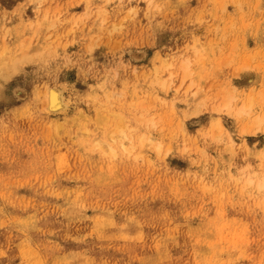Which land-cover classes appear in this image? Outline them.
I'll return each mask as SVG.
<instances>
[{"label":"rangeland","instance_id":"374dc122","mask_svg":"<svg viewBox=\"0 0 264 264\" xmlns=\"http://www.w3.org/2000/svg\"><path fill=\"white\" fill-rule=\"evenodd\" d=\"M259 185L264 0H0V264H264Z\"/></svg>","mask_w":264,"mask_h":264},{"label":"bare ground","instance_id":"6f19581e","mask_svg":"<svg viewBox=\"0 0 264 264\" xmlns=\"http://www.w3.org/2000/svg\"><path fill=\"white\" fill-rule=\"evenodd\" d=\"M184 66V65H183ZM183 68H185V67H183ZM182 68V70L184 71V69ZM181 70V69H180ZM50 90V89H49ZM54 90V89H53ZM48 91V96L45 94V100H46V96L48 97L47 99H48V102H46V103H48L47 105H46V107H50V109H57L56 110V112H58V109L59 108H61V101H63V100H61V98H59V97H61L60 96V92L58 93V91L57 92H55V91ZM47 92V91H46ZM59 94V95H58ZM63 99V98H62ZM230 100V99H229ZM69 102V101H68ZM62 104H63V102H62ZM64 104L66 105V103L64 102ZM63 104V105H64ZM250 104H252V103H250ZM66 107V106H65ZM65 107H63L62 106V108H65ZM48 109V108H47ZM46 109V110H47ZM60 110V109H59ZM63 110V109H62ZM61 110V111H62ZM48 111L49 110H47V113H48ZM49 112H52V111H49ZM262 118V117H261ZM257 122H258V120H256ZM261 122V121H260ZM259 122V123H260ZM255 126V125H254ZM124 132V131H123ZM111 141H114V138H111ZM130 143V142H129ZM105 147L107 148V149H105L104 150V153H105V151L107 150L108 151V153H113V150L110 148V146L109 145H105ZM121 149H122V151H124V152H130V151H132L133 149H134V147H132V146H125V144L124 143H121ZM131 153V152H130ZM259 186H261V188L262 187H264L263 185H259Z\"/></svg>","mask_w":264,"mask_h":264}]
</instances>
